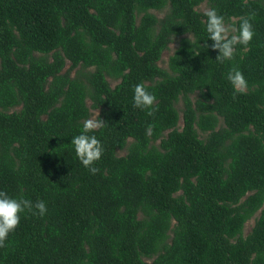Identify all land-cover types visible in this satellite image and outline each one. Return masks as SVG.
Instances as JSON below:
<instances>
[{
	"label": "trees",
	"instance_id": "trees-1",
	"mask_svg": "<svg viewBox=\"0 0 264 264\" xmlns=\"http://www.w3.org/2000/svg\"><path fill=\"white\" fill-rule=\"evenodd\" d=\"M204 3L254 12L232 60ZM92 110L95 173L70 143ZM0 190L48 209L21 213L0 264H264V0H0Z\"/></svg>",
	"mask_w": 264,
	"mask_h": 264
},
{
	"label": "clouds",
	"instance_id": "clouds-1",
	"mask_svg": "<svg viewBox=\"0 0 264 264\" xmlns=\"http://www.w3.org/2000/svg\"><path fill=\"white\" fill-rule=\"evenodd\" d=\"M193 11L196 12L197 9L194 8ZM201 15L208 40L211 41L210 44L206 43V47L218 50L215 59L220 62L232 60L237 51V45L246 49L254 36V28L251 22L254 12H249L239 17L238 20L232 17L226 20L225 16L213 6L205 8ZM189 37L190 33L188 40L193 47L197 42ZM198 53L197 50L196 54ZM226 79L231 84L234 93L246 92L247 81L239 68H230L226 73ZM154 101V94L148 91L143 82L134 85L132 96L134 107L150 109L154 105ZM103 126L104 121L101 118H97L96 114L90 115L83 120L80 131L72 135L70 140L75 157L92 173L97 171L94 162L101 158L103 152L102 143L95 135V130ZM33 208L37 210L34 214L40 216H44L48 210L44 200L33 203L22 196H13L0 190V247L4 246L9 233L14 231L19 224L21 213L26 209L32 210Z\"/></svg>",
	"mask_w": 264,
	"mask_h": 264
},
{
	"label": "rangeland",
	"instance_id": "rangeland-1",
	"mask_svg": "<svg viewBox=\"0 0 264 264\" xmlns=\"http://www.w3.org/2000/svg\"><path fill=\"white\" fill-rule=\"evenodd\" d=\"M208 5L206 3L202 4L200 6V9L201 10H204L205 8H207ZM154 13H156L159 17H163L165 15V12L166 10L164 11H157V10H152ZM178 46V40L177 41H174L173 43L170 44V47L168 50H166L164 53H163V56H162V59L160 61V65L163 66V67H167L168 65V60H169V57L173 54V52L175 51V49L177 48ZM68 66H69V62H68ZM116 84L115 81H112V85L114 86ZM179 106H181V103L179 104ZM99 110H92V115L93 114H96L98 116L99 114ZM183 123V120L181 119L180 120V125H182ZM222 123V121H221ZM120 153L122 154H125L126 153V150H122ZM258 215V214H257ZM254 223H255V217L251 218L245 225V228H244V233L247 235L252 227L254 226Z\"/></svg>",
	"mask_w": 264,
	"mask_h": 264
}]
</instances>
